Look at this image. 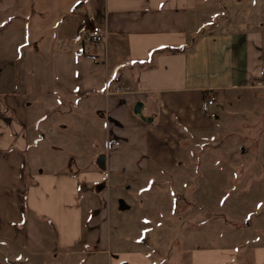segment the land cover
Listing matches in <instances>:
<instances>
[{"label": "crops", "instance_id": "crops-1", "mask_svg": "<svg viewBox=\"0 0 264 264\" xmlns=\"http://www.w3.org/2000/svg\"><path fill=\"white\" fill-rule=\"evenodd\" d=\"M81 3L32 0L26 13L24 4L8 7L14 24H29L32 44L23 62L24 92L0 97V264H82V255L107 264H154L144 252L105 257L101 230L84 231L80 186L102 184L106 170L121 162L131 170L147 162L174 169L183 155L191 158L187 147L197 134L214 129L219 117L210 107L231 110L244 92L248 99L264 96V0H100L99 24L90 23L84 39L73 29L61 33L70 9ZM92 26L106 29L99 46L89 40ZM117 85L126 91L114 93ZM131 101L142 103L145 121L129 115ZM114 120L119 124L109 131ZM102 123L106 142L86 169L89 129ZM46 139L52 150L60 145L70 153L68 171L54 170L59 160L52 158L45 169H33L34 149ZM46 231L53 236L48 246ZM46 250L53 253L48 261ZM259 256L255 264H264Z\"/></svg>", "mask_w": 264, "mask_h": 264}, {"label": "rangeland", "instance_id": "rangeland-1", "mask_svg": "<svg viewBox=\"0 0 264 264\" xmlns=\"http://www.w3.org/2000/svg\"><path fill=\"white\" fill-rule=\"evenodd\" d=\"M31 2L0 0V97L24 92L21 81L32 44L30 26L14 24L17 16L8 7L24 4L26 13ZM189 2L196 5L202 0ZM97 6L90 8L89 1L82 0L70 9L61 33L73 29L84 39L90 23L99 24L100 0ZM76 21L79 24L74 26ZM45 44L50 46L52 41L47 39ZM245 94L238 95L231 110L209 108L219 117L214 129L199 132L194 143L189 142L192 159L183 155L178 167L158 169L156 163L147 162L131 170L121 162L120 168L106 170L102 184L80 186L84 231L101 230L106 258L114 259L122 251L144 252L154 264H255L256 254L264 258V96L259 92L248 99ZM136 103L131 101L130 112ZM118 119L127 124L121 114ZM113 123L119 124L111 122L109 131ZM104 128L102 123L89 129L92 142L82 153L86 169L94 167L90 162L93 151L106 142ZM185 141L178 147H185ZM41 142L34 149L33 169H45L47 159L52 158L59 160L54 170L68 171L70 153L60 145L59 150H52L49 139ZM125 168L130 171L123 173ZM45 236L48 246L53 236L48 231ZM43 255L48 261L53 253L46 250ZM82 264L107 263L97 255H82Z\"/></svg>", "mask_w": 264, "mask_h": 264}, {"label": "built area", "instance_id": "built-area-1", "mask_svg": "<svg viewBox=\"0 0 264 264\" xmlns=\"http://www.w3.org/2000/svg\"><path fill=\"white\" fill-rule=\"evenodd\" d=\"M106 38V29H104L103 27L100 26H92L90 28V32H89V40L91 42V44H93L94 46H99L101 45ZM126 88L124 86H120L117 85L113 88V92L114 93H122L125 92ZM109 92V91H107ZM108 94V93H107ZM215 102V98L213 96H211L208 100H207V105H213Z\"/></svg>", "mask_w": 264, "mask_h": 264}, {"label": "water", "instance_id": "water-1", "mask_svg": "<svg viewBox=\"0 0 264 264\" xmlns=\"http://www.w3.org/2000/svg\"><path fill=\"white\" fill-rule=\"evenodd\" d=\"M141 108H142V103H137L135 104L132 112L134 115L138 116L142 121H145V119L141 116ZM104 156H101L98 160V163H100L101 165H103L102 160H103Z\"/></svg>", "mask_w": 264, "mask_h": 264}]
</instances>
